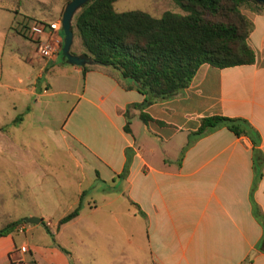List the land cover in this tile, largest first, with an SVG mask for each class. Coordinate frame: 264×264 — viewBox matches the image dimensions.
<instances>
[{"label":"crops","instance_id":"0c3cea01","mask_svg":"<svg viewBox=\"0 0 264 264\" xmlns=\"http://www.w3.org/2000/svg\"><path fill=\"white\" fill-rule=\"evenodd\" d=\"M36 1L40 7L48 5ZM66 1L59 2L52 19L19 11V0L0 3L4 11L0 27L13 31L9 34L27 64L12 80H0V86L18 94L10 101L14 114L5 119L1 113L0 172L12 181L15 199L20 190L31 191V207L8 210L0 227L24 216L39 218L19 222L0 234V264H83L86 255L90 264H264V9L244 10L252 23L246 36L253 51L251 62L222 67L199 64L175 95L141 108L150 116L143 123L137 116L139 109L131 105L142 99L134 87L102 68L82 71L58 51L43 58L35 52L34 40L16 30L15 18L21 14L44 22L59 20ZM58 33L61 37L59 28ZM49 70H55L59 80L62 73H70L74 81L56 83L48 91ZM48 92L75 96L70 108L55 114L54 120L55 112H47L48 118L40 109L41 97ZM125 109L128 131L123 129ZM210 114L240 116L256 129L260 173L255 180L252 157L256 152L246 135H235L225 126L199 136L192 133L198 118ZM137 120L140 129L135 132ZM33 127L40 128L42 144L49 139L64 148L80 172L70 188L72 198L58 211L52 191L37 195L32 190L43 186L44 174L52 170L39 167L32 183L23 178L29 167L23 165L20 146L24 128ZM125 150L129 158L121 174ZM86 162L96 178L110 182L101 189L105 204L115 200L107 197V190L125 194L129 205L125 224L112 205L98 218L90 215L95 203L87 204L89 213L82 211L80 182ZM75 206L76 215L58 224V218ZM95 237L106 239L100 251L87 244ZM22 245L26 250L20 249Z\"/></svg>","mask_w":264,"mask_h":264},{"label":"trees","instance_id":"16d2710c","mask_svg":"<svg viewBox=\"0 0 264 264\" xmlns=\"http://www.w3.org/2000/svg\"><path fill=\"white\" fill-rule=\"evenodd\" d=\"M113 1L86 0L73 13L70 28L79 39L78 54L90 60L80 65L82 71L102 68L142 94V99L131 105L139 109L137 116L143 123L150 116L141 108L175 95L189 83L199 64L222 67L253 60V51L246 41L252 23L242 7L259 10L264 9V4L253 0H172L181 12L165 9L155 16L141 9L115 10ZM12 11L18 15L15 7ZM36 20L21 14L15 18V28L23 33L21 25ZM57 51L65 60L60 47ZM124 113L123 129L128 131L126 109ZM219 126L249 138L256 152L252 157L255 180L260 173L259 151L254 148L258 132L243 117L210 114L198 118L192 133L199 136ZM125 154L121 174L128 163L126 150ZM77 210V206L73 207L57 223L70 219ZM19 222L24 220L5 223L0 234L13 230Z\"/></svg>","mask_w":264,"mask_h":264},{"label":"rangeland","instance_id":"374dc122","mask_svg":"<svg viewBox=\"0 0 264 264\" xmlns=\"http://www.w3.org/2000/svg\"><path fill=\"white\" fill-rule=\"evenodd\" d=\"M18 0H0L1 4L11 5L16 4ZM48 3L46 7H40L36 0H19L18 10L28 13H33L36 16H40L46 19H52L55 17L56 8L59 7V2L62 0H43ZM113 7L115 10H127V9H141L149 12L152 15L158 16L165 9H171L176 12H181V10L175 6L172 0H114ZM40 7V8H39ZM243 11L247 9V6L242 7ZM4 12V11H0ZM245 12V11H244ZM8 15V13H6ZM2 30L0 27V80L3 78H8L9 80L13 78L15 74H21L22 69L27 67L26 63L20 58V54L16 50L19 44L17 43L14 37L10 36V32H13L10 29ZM61 32V30H60ZM62 35V33H61ZM20 47V46H19ZM81 48L79 44V39L73 32L72 42L70 44V50L77 52ZM31 48L28 49V51ZM35 51V50H34ZM33 51L31 50V53ZM36 52V51H35ZM19 55V56H18ZM24 72V71H23ZM49 81L51 82V88L48 91L54 90L57 86L56 83H73V77H70L72 74L62 73V77L57 74L55 70H49ZM18 94L14 93L13 90H9L0 86V119L2 118L1 113H3V118L9 119L10 116L14 114V110L10 107L11 99H16ZM43 101L40 103L41 112H45L46 117L50 118L47 115V112L53 113L52 119L54 120L55 114L65 113L73 103L75 96L74 95H61L54 92H48V95L41 97ZM19 102V100H18ZM16 111V110H15ZM34 113V111H32ZM140 121L137 120V123H133V129L137 132L140 128ZM40 128H24L25 139L21 144V149L23 151V162L24 166L29 167L27 172H23V178L25 177L28 182L32 183L34 181V171L38 168H42L44 171L52 170L51 174H44L43 186L39 187L35 185L32 190L33 192L40 194L44 192L52 191V195L57 203V211L63 207L65 201H69L72 198V189L70 188L75 186V182L80 175L79 169L74 167L73 158L67 155L66 151L62 147H58L56 143L51 142L49 139L45 142V145L39 140L41 133L39 132ZM38 130V131H36ZM39 137V138H38ZM78 159V158H77ZM87 163V162H86ZM85 163V164H86ZM84 178L80 182V186L84 188V191L81 195L80 204L83 205V212L89 213L88 203H95L97 207L91 212V216L98 218L100 214L107 211L110 208V205L114 206V209L117 213L122 216L120 223L125 224V214L126 208L129 206L128 201L124 193L113 192V190H107V197L115 196V200L112 203L105 204L106 197L102 195V188H106L110 182H103L95 177L94 172L90 168V164L84 166ZM48 175V176H47ZM51 175L53 178H51ZM93 175V176H92ZM8 174L1 177L0 172V223L4 219L8 210L12 211H24L31 207L30 202V190L22 189L16 195V199L13 196V183L9 182L7 178ZM83 176V175H82ZM6 177V179H4ZM47 178V181L45 179ZM6 180V182H5ZM10 183L11 186L8 184ZM53 186V188H52ZM120 188H124V183H118ZM12 187V189H11ZM43 188V189H42ZM52 188V189H51ZM47 190V191H45ZM112 193V194H111ZM111 194V195H110ZM105 197V198H102ZM40 196L37 198L39 199ZM16 200V201H15ZM53 216L55 214H52ZM52 216V217H53ZM87 240V239H86ZM106 239L101 237H95L94 240H87V244L96 246L97 250L100 251V248L106 246L104 242ZM90 247V246H89ZM89 255H86L82 261L83 264H90Z\"/></svg>","mask_w":264,"mask_h":264},{"label":"built area","instance_id":"2783aa9c","mask_svg":"<svg viewBox=\"0 0 264 264\" xmlns=\"http://www.w3.org/2000/svg\"><path fill=\"white\" fill-rule=\"evenodd\" d=\"M23 33L34 40V48L39 56L43 58L52 57L60 47L61 37L58 33L59 20L44 22L36 20L21 25ZM22 251L26 246L20 247Z\"/></svg>","mask_w":264,"mask_h":264},{"label":"water","instance_id":"95a60500","mask_svg":"<svg viewBox=\"0 0 264 264\" xmlns=\"http://www.w3.org/2000/svg\"><path fill=\"white\" fill-rule=\"evenodd\" d=\"M86 0H67L63 5L60 12V30H61V44L60 52L65 57V60L69 63L81 65L82 63L89 62L90 60L82 55L70 52V43L72 41V30L70 28V21L75 10ZM257 3L264 4V0H253ZM25 222H37L39 218L37 216H24Z\"/></svg>","mask_w":264,"mask_h":264}]
</instances>
